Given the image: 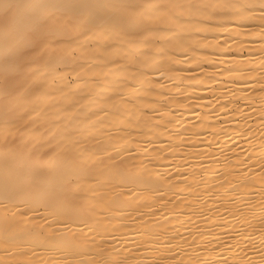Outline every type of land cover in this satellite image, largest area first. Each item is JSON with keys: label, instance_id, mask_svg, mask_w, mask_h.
I'll return each mask as SVG.
<instances>
[{"label": "bare ground", "instance_id": "1", "mask_svg": "<svg viewBox=\"0 0 264 264\" xmlns=\"http://www.w3.org/2000/svg\"><path fill=\"white\" fill-rule=\"evenodd\" d=\"M263 29L264 0H0V264H264Z\"/></svg>", "mask_w": 264, "mask_h": 264}, {"label": "rangeland", "instance_id": "2", "mask_svg": "<svg viewBox=\"0 0 264 264\" xmlns=\"http://www.w3.org/2000/svg\"><path fill=\"white\" fill-rule=\"evenodd\" d=\"M262 14H263V13H262ZM50 19H53V18L51 17ZM257 19H258V18H257ZM257 21L259 22V19H258ZM258 22H257V24H261V19H260V23H258ZM263 30H264V29H263ZM50 42L53 43L54 40H52V41H50ZM257 45H258V44H257ZM257 45L255 44V45H249V46H256V47H258L259 45H258V46H257ZM249 46H248V48H249ZM256 47H254V48H256ZM262 47H264V46H262ZM262 47L260 46L259 48H261V50H264V49H262ZM259 48H258V50H259ZM229 50H230V49H229ZM232 50H233V48L231 49V51H230L229 53H233V52H235V50H233V51H232ZM241 50H242V49H241ZM243 50H244V51H241V52H242L243 56L245 57V56H247L248 53H250L249 51L252 52L253 49H252V50L249 49V51H248L246 47H245V48L243 47ZM245 50H246V51H245ZM258 50H257V51H258ZM254 52H255V50H254ZM225 54H226V53H225ZM227 54H228V53H227ZM219 55H220V57H221V56H226V55H224V54H215L214 56L211 55L212 57H210V59H209L208 61H205V62H203L202 64H201V61H200V59H199V60L196 61L195 64L189 66V68L191 67V69L188 68V71H189V72L187 71L188 73H187L186 71H184V70H183V72H184V73H187V74H189V73H196V69H197V67L199 66V64H200V66L205 64V65H204L205 68H208V69L210 68L212 71H213V69H215V70H214L215 73H213V74H218V73H220L221 71H223V69H224V68H222V69H221V68H220V69L218 68V67H222V66H223V64H222V65L220 64V59H221V58L219 57ZM218 57H219V62H217V63H213V61H211V58H212V60H218ZM227 57H228V56H227ZM227 57H226V58H225V57H222V58H225L224 60H227ZM231 57H232V56H229L228 58H231ZM224 60L222 59V61H224ZM222 61H221V62H222ZM211 62H212V63H211ZM210 63H211V64H210ZM218 63H219V64H218ZM206 64L208 65L207 67H206ZM220 65H221V66H220ZM195 66H196V69H193V68H195ZM200 66H199V67H200ZM223 67H224V66H223ZM59 68H62V66H60ZM212 68H213V69H212ZM192 69H193V70H192ZM218 69H219V70H218ZM191 70H192V71H191ZM214 71H213V72H214ZM183 72L179 71V74L182 73V74H180V75H187V74H184ZM67 76H68V79H67V80L70 81V82H72L73 79H74V77H75V76H73V74H72V75L69 74V75H67ZM55 79H57V77H56ZM163 80H165L164 77H162L161 81H163ZM178 81L180 82V79H178ZM164 82L167 83V81H163L162 83H164ZM167 84H168V83H167ZM183 84H184V82H182V83L180 84V85H181V86H180L181 88L179 87L176 91L183 89L184 86H185V84H184V85H183ZM221 84H222V83H220L219 86H220ZM164 85H166V84H164ZM222 86H223V85H222ZM182 87H183V88H182ZM221 91H222V90H221ZM219 92H220V91H218V90H216V92L214 91V96H213V93H212V95H211V93L208 92V95H206V97H204V99H205L204 101L200 100L201 98H199L198 102L196 103V107L198 108V106L201 105V104H200V101H202L201 103L212 102V101H214L213 103L216 104V98H217L218 94H220ZM215 94H216V96H215ZM181 95L184 96L183 94H181ZM191 97H192V96H191ZM191 97H189V98L191 99ZM184 98H185V97H184ZM187 98H188V97H186V99H187ZM194 98H195V95H194L193 98H192L193 103L196 102V101L194 100ZM206 98H207V99H206ZM190 99H189V102H192V100L190 101ZM195 99L197 100V98H195ZM202 99H203V98H202ZM212 99H215V100H212ZM208 100H209V101H208ZM235 103H236V105H239V104H240V102L237 103L236 101H235ZM235 103H233V105H234ZM198 104H199V105H198ZM194 105H195V103H194ZM213 105H214V104H213ZM233 105L228 106V109H227V110H228V113L225 114L226 117H230L229 115H232V114H231V113L233 112L232 109H233V107L235 108V106H236V105H235V106H233ZM231 106H233V107L231 108ZM213 107H215V106H213ZM213 107H212V108H213ZM212 108H210V109H212ZM217 108H220V106H219V107L217 106L216 108H213V112H214L215 115H218V116H217L218 119L220 120V119H222V118H226L225 115H222L223 117L220 115V114H222V112H223L224 110H222V111L219 112V109H217ZM214 109L217 110L218 112H217V111L215 112ZM220 109H221V108H220ZM229 110H231V111H229ZM146 111L150 113V112L155 111V109L148 108ZM246 111H248V113L246 112V114L248 115L250 112H249V110H246ZM229 112H230V113H229ZM216 113H217V114H216ZM243 113H244V114H243ZM243 113H242L243 116H245V115H246L245 112H243ZM153 114H155V115L159 114V115H160V114H162V112H161V113H160V112H157V113L154 112ZM228 114H229V115H228ZM250 114H251V113H250ZM219 115H220L222 118H219V117H220ZM255 115H256V114H255ZM143 116H144V115H143ZM241 116H242V115H241ZM237 117L240 118V116H237ZM254 117H255L254 115H253V117H251L252 120H251V118H250V120H251L252 122H253V118H254ZM176 118H178V117H176ZM176 120H177V119H176ZM176 120H175V121H176ZM131 123H132V120L127 121V124H131ZM229 126H230V125H229ZM227 128H228V126H227V127L225 126V129H227ZM242 139H243V138H240V139H239V140H241V144H243V143H242ZM231 143H233V142H231ZM235 144H236V145H237V144L240 145V143H234V145L231 144V148H233V147L235 146ZM239 145L236 146V148L238 147L237 149L234 147L233 149L228 150L229 152L227 151L228 154L225 153V154H223V155H225V156H227V157H231V154H233V153L235 152V151H233V150H239V149L241 148L242 145H240V146H239ZM152 146H154V145H152ZM152 146H149L147 149L149 150ZM202 147H204V146L202 145ZM20 148H22V147H20ZM20 148H18V149H20ZM152 148H153V147H152ZM22 149H25V146H24V148H22ZM240 150H241V149H240ZM231 151H232V153H231ZM213 153H214V152H213ZM211 154H212V151H211ZM207 155H208V153H206V156H207ZM209 155H210V154H209ZM209 155H208L207 158H206L207 160H208V159H211V158H215V157H216V158H217V157H219V158H224V157H225V156L222 157V154H221L220 156H219V154H216V155H210V156H213V157H210ZM204 158H205V157H204ZM202 165H204V166H202ZM205 165H206V163H205V164H200L201 167H205ZM184 169H185V167H184ZM173 171H174V169H173ZM171 172H172V171H170V174L175 173L176 171H174V172H172V173H171ZM177 198H179V197L177 196ZM17 244H18V245H15L14 247H18L19 249H20V248H23V247H22V246H23L22 243L18 242ZM14 247H13L9 252H7L5 255H10V254H12V252H16V249H14Z\"/></svg>", "mask_w": 264, "mask_h": 264}]
</instances>
